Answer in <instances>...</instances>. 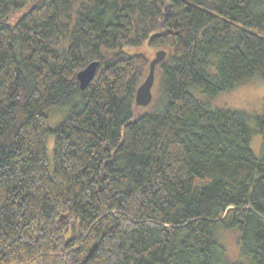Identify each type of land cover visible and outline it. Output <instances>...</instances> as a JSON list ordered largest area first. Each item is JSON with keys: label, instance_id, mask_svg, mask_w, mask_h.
<instances>
[{"label": "trees", "instance_id": "16d2710c", "mask_svg": "<svg viewBox=\"0 0 264 264\" xmlns=\"http://www.w3.org/2000/svg\"><path fill=\"white\" fill-rule=\"evenodd\" d=\"M128 46L167 52L155 112L136 104L152 59ZM254 79L264 0H0V264H242L227 229L264 264V114L190 92Z\"/></svg>", "mask_w": 264, "mask_h": 264}, {"label": "rangeland", "instance_id": "374dc122", "mask_svg": "<svg viewBox=\"0 0 264 264\" xmlns=\"http://www.w3.org/2000/svg\"><path fill=\"white\" fill-rule=\"evenodd\" d=\"M163 49V48H162ZM161 49H150L148 46L132 47L128 46L124 49L127 55L144 54L148 58L153 59L156 53ZM190 92L199 100L210 104L213 108L229 109L248 113L252 118L262 116L264 114V85L259 84L255 79L239 84L235 89L222 92L220 95L212 97L205 94L198 87H191ZM153 100L150 105L140 109L141 114H147L159 110L162 105L160 91V68L157 67L156 79L152 89ZM52 127H55L64 117L65 111L60 108L52 107L48 111ZM253 127L254 122H252ZM256 125V124H255ZM264 137L262 134H254L252 138V149L256 156L263 154ZM48 157L51 160V168L53 169V151L54 136H50L47 141ZM219 238L221 243L227 249V260L230 262H239L242 264H250L251 255L244 253L239 243L241 231L239 229L220 230Z\"/></svg>", "mask_w": 264, "mask_h": 264}, {"label": "water", "instance_id": "95a60500", "mask_svg": "<svg viewBox=\"0 0 264 264\" xmlns=\"http://www.w3.org/2000/svg\"><path fill=\"white\" fill-rule=\"evenodd\" d=\"M167 56V52L164 49L159 50L155 57L150 62V70L143 81V83L139 86L136 94V104L139 107H146L150 105L153 100L152 89L156 79V71L157 67L165 60ZM99 66L98 61L91 62L84 69H82L77 74V79L82 90H86L92 80L94 79L97 69Z\"/></svg>", "mask_w": 264, "mask_h": 264}]
</instances>
